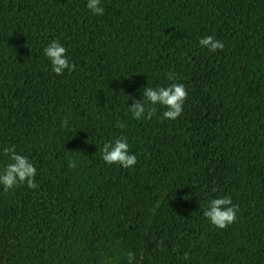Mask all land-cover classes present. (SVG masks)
<instances>
[{
    "label": "trees",
    "instance_id": "16d2710c",
    "mask_svg": "<svg viewBox=\"0 0 264 264\" xmlns=\"http://www.w3.org/2000/svg\"><path fill=\"white\" fill-rule=\"evenodd\" d=\"M86 3L0 0V171L14 146L38 185L0 186V264H264V0ZM54 40L74 71L52 72ZM171 83L188 93L177 119L132 118ZM121 136L128 169L101 158ZM223 196L239 211L221 230L202 212Z\"/></svg>",
    "mask_w": 264,
    "mask_h": 264
},
{
    "label": "clouds",
    "instance_id": "9594fccd",
    "mask_svg": "<svg viewBox=\"0 0 264 264\" xmlns=\"http://www.w3.org/2000/svg\"><path fill=\"white\" fill-rule=\"evenodd\" d=\"M86 8L95 16H102L104 8L101 6V0H87ZM199 46L208 49L210 52L223 51V41L217 40L212 35H207L199 39ZM67 49L62 46L58 40L49 43L44 49L43 54L51 64V70L56 75H63L67 70L72 72L75 70V64H70L67 58ZM169 81L177 79L173 72H169L167 77ZM187 91L181 83H171L166 87H150L147 86L142 93V100H134L128 112L131 113L133 119L151 120L156 114V105L161 106L165 110L162 112V119L175 120L183 112L184 101L187 99ZM132 99V97H131ZM68 120L65 118L61 122V127L66 128ZM125 125L117 121V127L123 128ZM101 158L106 165L118 164L128 169L137 163L134 154H130L127 137L121 136L114 141H108L103 144L100 149ZM79 152V151H78ZM71 153V152H69ZM7 157V163L3 170L0 171V186L4 192L20 185H26L29 189L38 187L35 182L36 167L24 155L16 152L14 146L5 147L2 153ZM69 168H75L76 162L69 160ZM217 188H212L216 192ZM238 206L232 203L229 196L211 199L207 206L203 209L204 218L217 229H226L236 221ZM161 245L163 241L159 242ZM164 249L161 247V251ZM128 264H133L135 254L132 252L125 253ZM184 260L189 259L188 253H184L181 257Z\"/></svg>",
    "mask_w": 264,
    "mask_h": 264
}]
</instances>
